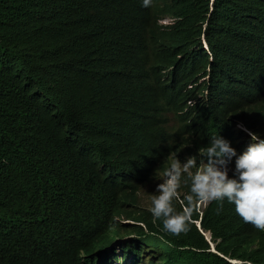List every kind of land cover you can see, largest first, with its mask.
<instances>
[{
    "label": "clouds",
    "instance_id": "9594fccd",
    "mask_svg": "<svg viewBox=\"0 0 264 264\" xmlns=\"http://www.w3.org/2000/svg\"><path fill=\"white\" fill-rule=\"evenodd\" d=\"M231 1L132 0L140 14L138 30L120 42L131 62L144 67L136 73L142 80L135 88L106 94L110 112L99 116L108 126L99 141L112 151L125 141L142 180L135 183L128 170L109 172L92 164L95 180L109 189L107 213L98 219L105 226L89 230L55 210L79 233L67 252L68 264H150L148 246L157 244L177 255L184 250L153 228L179 234L190 223L208 242L207 251L229 264H256L219 252L222 240L202 228L205 210L221 204L229 218L264 233V43L226 21ZM41 75L43 69L30 62L16 70L26 87ZM236 80L247 85L233 92ZM111 135L119 139L112 141ZM146 188L153 196L143 207ZM120 189L138 204L126 206Z\"/></svg>",
    "mask_w": 264,
    "mask_h": 264
},
{
    "label": "trees",
    "instance_id": "16d2710c",
    "mask_svg": "<svg viewBox=\"0 0 264 264\" xmlns=\"http://www.w3.org/2000/svg\"><path fill=\"white\" fill-rule=\"evenodd\" d=\"M131 2L0 0V264H68L79 233L55 210L89 230L104 228L98 219L107 213L109 189L95 180L92 164L128 170L141 182L139 162L125 141L118 151L99 141L108 126L99 116L110 112L106 94L142 80L136 73L144 67L131 62L120 42L138 30L140 14ZM226 21L264 43V0H232ZM26 62L43 69L27 87L16 78ZM226 73L235 78L233 69ZM246 85L236 80L232 91ZM119 192L126 206L138 204L125 189ZM202 228L222 240L219 252L264 264V233L229 218L225 205L209 206ZM153 230L184 251L169 256L168 245L148 246L150 264H229L207 251L195 224L179 234Z\"/></svg>",
    "mask_w": 264,
    "mask_h": 264
},
{
    "label": "rangeland",
    "instance_id": "374dc122",
    "mask_svg": "<svg viewBox=\"0 0 264 264\" xmlns=\"http://www.w3.org/2000/svg\"><path fill=\"white\" fill-rule=\"evenodd\" d=\"M115 128V127H114ZM113 128V129H114ZM111 137V140L112 141H115V140H118L119 139V137L118 136H113V135H111L110 136ZM152 188H146L145 190H144V192H143V194H142V197H141V206H143V207H148L149 206V204H150V201H151V198H152Z\"/></svg>",
    "mask_w": 264,
    "mask_h": 264
},
{
    "label": "bare ground",
    "instance_id": "6f19581e",
    "mask_svg": "<svg viewBox=\"0 0 264 264\" xmlns=\"http://www.w3.org/2000/svg\"><path fill=\"white\" fill-rule=\"evenodd\" d=\"M219 67H220V66H219ZM221 69H224V68H220V70H221Z\"/></svg>",
    "mask_w": 264,
    "mask_h": 264
}]
</instances>
